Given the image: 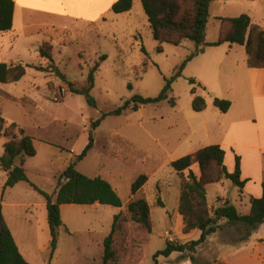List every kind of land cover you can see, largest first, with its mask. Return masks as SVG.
<instances>
[{"label":"rangeland","instance_id":"1","mask_svg":"<svg viewBox=\"0 0 264 264\" xmlns=\"http://www.w3.org/2000/svg\"><path fill=\"white\" fill-rule=\"evenodd\" d=\"M113 1L117 0H60L59 3L51 0L46 7L52 11L29 13L26 19L32 29L26 36L20 34L18 42L10 37L0 38V63L33 65L46 70L38 72L29 67L20 82L0 84L2 117L18 124L34 139L37 155L27 158L25 164L30 182L44 192L55 193L60 174L75 162V153L83 151L92 132L94 147L77 163L76 169L88 177L108 181L124 204L123 209L62 206L58 249L51 255L49 243L44 242L49 229L39 212L44 198L28 183L18 184L2 198L6 177L0 169V207L29 264H103V241L112 229L114 217L125 210L131 199V186L141 175L149 178L143 196L151 208L153 234L147 236L144 231L129 226L127 235L118 242L120 264H154L153 256L164 250L169 240L181 244L197 240L196 235L181 233V222L176 226V197L180 195L181 183L171 163L193 153L199 142L189 133L184 119L186 112L192 110L191 90L197 88L189 80L208 79L209 75L201 73L202 65L212 59L211 54L219 57L228 53V47L207 49L204 57L187 64L182 76L172 85L170 97L176 99V109L168 101H162L137 111L127 110L121 116H109L91 130L92 122L125 101L136 96L157 98L166 79L174 76L196 50L195 44L187 41L179 47L164 44L163 53H158V43L141 0H134L132 10L124 14L112 11ZM20 2L40 6L37 0ZM64 8L68 10L67 16L54 12ZM242 15H248L253 24L264 29V0H212L206 42L217 41L218 19ZM22 22V14L17 12V26ZM42 48L52 55L53 63L41 61ZM142 48L148 58L144 57ZM242 57L236 51L227 60L237 63ZM95 67H98L95 85L89 93L92 105L86 95L74 94L72 89L86 90L89 73ZM224 77L231 80L233 74L225 70ZM5 142L1 135L0 156L4 154ZM243 154L248 157L247 174L254 175L257 157L262 158V154ZM232 164L235 166V154L228 152L226 165ZM254 183L257 184L254 180L244 194L231 181L210 186L211 210L218 207V198L222 197L241 214H249L250 199L258 193V184ZM191 256L196 264H226L225 260L229 264H264V225L248 236L242 224L221 220L217 233L195 253L161 257L159 264H192Z\"/></svg>","mask_w":264,"mask_h":264},{"label":"trees","instance_id":"2","mask_svg":"<svg viewBox=\"0 0 264 264\" xmlns=\"http://www.w3.org/2000/svg\"><path fill=\"white\" fill-rule=\"evenodd\" d=\"M145 15L147 16L154 40L158 43L157 52L163 53V45L182 46L190 41L196 46L183 62L179 70L169 79L161 94L154 99L134 97L125 101L116 110L104 114L96 122H92L91 130L98 128L102 121L109 116H121L127 110L137 111L139 108L168 101L176 107V99L170 97L173 83L179 79L188 63L198 57L206 47H220L224 44L245 47L248 55L249 68L264 69V31L257 27L251 28V18L242 15L237 18H220L218 40L215 43H206L205 35L210 20L212 0H141ZM134 0H118L112 6L116 14L129 13L133 8ZM15 2L13 0H0V33L13 29ZM145 58L148 53L142 48ZM42 59L53 63L52 55L40 50ZM104 61V58H102ZM145 66L147 64L145 63ZM30 66L23 64L0 63V84L8 85L20 82L26 75ZM31 68V67H30ZM37 71H46L41 67H32ZM95 67L88 76L89 87L79 91L72 89L77 95H86L90 104L94 105L89 93L94 88ZM192 86L197 85L195 79L189 80ZM130 89H132L130 87ZM193 95L192 109L196 113L204 112L207 108L206 99L196 95V89L191 90ZM221 113L226 114L231 109L232 103L228 100L215 98L213 101ZM6 140L4 154L0 156V168L6 172L7 179L3 187L2 198L7 191L20 183H28L45 200L47 210V226L50 234L49 250L51 255L58 249L60 230L63 226L61 207L63 205L110 206L123 209L124 204L112 185L101 177H88L76 169L78 162L83 161L94 147L93 133L89 132L88 144L81 154L76 156L75 162L69 164L67 169L60 174L57 180V190L53 194L42 191L32 184L25 168L26 159L37 155L34 139L27 134L18 124L6 121L0 112V136ZM226 153L220 146H209L185 156L171 163L172 169L180 178V195L178 213L183 218V234L189 235L200 231V238L196 241L181 243L167 242L164 250L158 251L153 256L154 264H159V258H169L175 253L197 251V248L207 242L208 238L220 229L219 222L227 220L231 224H242L251 236L264 225V182L262 183V196L251 197L249 214L243 215L229 202L219 206L213 211L210 208L207 195V186L231 181L243 194L249 180H242L241 157L235 156V169L229 172L225 164ZM198 165L200 177L192 167ZM188 171V175L186 172ZM149 178L141 175L131 186V199L125 210L114 217L112 229L103 241V264H120L121 250L118 246L119 239L126 236L129 226L140 229L145 235L152 236L153 224L151 208L143 196V187ZM163 207V204H161ZM190 261L196 264L194 256ZM0 264H29L22 256L15 242L11 229L5 220L0 207Z\"/></svg>","mask_w":264,"mask_h":264},{"label":"crops","instance_id":"3","mask_svg":"<svg viewBox=\"0 0 264 264\" xmlns=\"http://www.w3.org/2000/svg\"><path fill=\"white\" fill-rule=\"evenodd\" d=\"M13 1L15 2L13 29L6 33H0V35H2L0 36V38L10 37L16 43L21 38L20 34L25 33L26 36L27 33H29V30L32 29V24L26 19L31 11L47 13L52 10L46 7V5H49L48 3L51 0H37L40 3V6L24 4L21 3L20 0ZM53 1L56 3L60 2V0ZM115 2L113 1L111 6H113ZM17 12H21L23 18V22L20 23L19 26H17L16 24ZM54 12H57L58 15H68V10L66 8H64V10H55ZM252 27H257L261 31H264V29H262L258 25L253 24L251 21V28ZM215 42L216 41L206 43L210 44ZM223 47H228V53H225L221 56L219 55V57H217L218 55L216 53L211 54L212 59L207 60L202 65L201 73L209 75V78H195V80L197 81L196 95L206 99V110L201 113H196L193 111V109L191 111L188 110L184 119L188 125L189 133L191 135H194V137L199 141L198 146L193 151V153L205 147L220 146L226 153L225 164L228 152H234L235 156H240L242 170L241 178L242 180H249L245 187V190H247L248 186L255 180L258 184V186H256L258 193L252 197L260 198L262 196V183L264 182V69L249 68L247 66L248 55L246 53L245 47L230 44H224L220 47H206L203 49V52L198 57L193 59L189 64L194 63V61H197L198 59H200V57H204L206 55L207 49H221ZM236 51H240L243 54L241 61L237 63H234L231 60L228 61L227 59L231 58L233 54H236ZM41 61L44 62V59L41 58ZM225 63L226 67L224 68L223 65ZM32 67L33 65L31 66V69H34ZM225 70H227L228 72H232L233 77L231 80L224 77ZM204 94H208V97H205ZM193 97L194 96L191 95L192 100ZM215 98L230 100L232 106L228 113L223 114L216 107H214L213 101ZM174 108L176 109L177 106ZM243 152H260V154H262V158L257 157L258 161L255 165L254 175L247 174L248 157H246ZM78 155L79 153H75V157ZM227 168L229 172H233L235 166L232 164L231 166H227ZM1 171L7 179L6 172H4L2 169ZM192 171L198 177H200V170L198 165H194L192 167ZM186 175H188V171L186 172ZM251 176H253L254 179ZM257 184L254 183V185ZM210 186L213 185L207 186L208 198V190ZM176 198V226L179 225V222L182 223L181 233L183 234V218L178 213L179 197ZM218 200V207L223 206L227 202L222 197L218 198ZM99 206V204H96L91 207L97 208ZM214 209L216 208L214 207ZM39 212L42 220H46L47 222V210L45 202L41 203V205L39 206ZM190 235H196L198 240L200 238L201 232L194 231L191 234L185 236ZM49 240L50 234L47 236V238H45L44 242L49 243ZM42 248L45 249L44 243L42 245ZM225 263L229 264V262L226 260Z\"/></svg>","mask_w":264,"mask_h":264},{"label":"built area","instance_id":"4","mask_svg":"<svg viewBox=\"0 0 264 264\" xmlns=\"http://www.w3.org/2000/svg\"><path fill=\"white\" fill-rule=\"evenodd\" d=\"M169 242L174 243L172 240H169Z\"/></svg>","mask_w":264,"mask_h":264}]
</instances>
